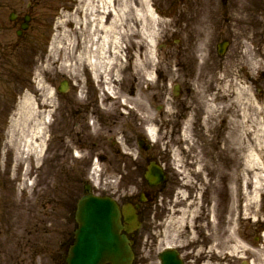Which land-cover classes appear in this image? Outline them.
I'll use <instances>...</instances> for the list:
<instances>
[{"label": "bare ground", "instance_id": "obj_1", "mask_svg": "<svg viewBox=\"0 0 264 264\" xmlns=\"http://www.w3.org/2000/svg\"><path fill=\"white\" fill-rule=\"evenodd\" d=\"M70 3H66L61 7L60 13H57L58 17L55 21L58 33L52 42L49 56L47 59V71L52 73L54 67L59 64L60 56L64 57V62L61 64V72L64 75L76 76L79 80V87L81 89L80 96L84 90L82 77H93L96 88L101 87L105 95L102 97L104 102L117 103V100L121 101L124 99L125 103H131L132 97L124 94L120 96L117 92L116 86H118L121 75L123 72L128 70L133 75L134 68L139 60V55L146 54L150 64V69L155 70L157 73L162 68V64L158 63L159 54H157L155 46L158 40V31L161 27L160 22L164 24L162 19L159 20V14L154 9V6L149 0H67ZM159 5H167V0H159ZM238 5L236 15L234 14L233 21L229 25V29L234 35L243 41L247 46L249 42H253L254 48L251 49L252 55H258V49L262 52V44L264 43V9L261 3L257 0L254 3H249L246 0H234ZM31 3H28L30 6ZM43 4V3H42ZM260 5V6H259ZM207 15L205 22L207 21ZM207 22V28L209 33L216 31L218 27V19H213ZM217 24V26H216ZM188 27H193L192 24H187ZM261 28L259 29V27ZM66 28H73L76 33L74 35L66 31ZM137 35L141 38L140 41H131L132 36ZM181 34V33H180ZM211 34V36H213ZM210 36V35H209ZM210 36V37H211ZM249 40V41H248ZM128 41V42H127ZM146 46V52L145 47ZM259 46V47H258ZM203 49V48H202ZM134 51V52H133ZM159 52V51H158ZM133 54V62L131 63L130 56ZM249 53V51H248ZM170 58L171 55L168 54ZM166 60V58L164 56ZM157 59V60H155ZM72 62V63H71ZM172 61L169 60L170 64ZM130 63V64H129ZM145 69V68H143ZM155 71H145L144 78L145 82L150 81V84H155ZM172 74V70L167 72ZM160 76H164V73H158ZM154 76V77H153ZM138 77V76H137ZM135 79V78H134ZM134 79H129L134 81ZM122 85V84H121ZM213 89L212 87H210ZM252 89V84H250ZM38 91H26L21 98V102L17 108L16 116L12 122L9 143L5 146L7 148L6 157L7 160H11L13 166L10 172L5 168L0 170V176L4 179V188L1 189L0 196L4 197L6 194H10L14 201L10 203L11 209L10 214H6L7 220L15 218L23 219V214L31 212L29 209L32 206L33 193L39 186H46L49 182L51 175L58 173V170L52 174L51 167L49 164L48 149L50 145L47 142V131L43 127L45 119L53 116V96L48 87H44L42 84H38ZM142 90L137 92L136 98L142 97ZM82 97V96H81ZM123 101V100H122ZM250 101V100H249ZM228 102V101H227ZM253 102V101H251ZM247 102H243V105ZM231 104L229 105V107ZM236 105L232 103V107ZM228 108V106H226ZM206 112L213 114L216 111V107L213 103L206 104ZM229 112L228 110H225ZM235 116V114H232ZM47 117V118H46ZM235 118V117H234ZM59 119V118H58ZM107 121L106 114H102L100 119L98 118L93 124H85L84 129L77 135L73 136V125L71 119L60 118L59 127L56 132L55 145L53 153H57L60 150L68 151L69 153L77 152L79 147L76 140L79 142L90 141L93 146L103 149L100 138L102 136H115L114 133L122 129L123 123L110 124L109 134L104 135L103 129ZM80 123L83 121L80 119ZM236 120L232 121V129L228 132L225 137L224 131L217 132L216 136H211L209 133H205L206 153L205 158L202 156L200 160V154L197 152L195 146L181 150L177 162L185 168V170L177 169L178 174L183 176L185 181L183 186L181 183L173 189L177 191L175 201L172 204V219L180 222L181 224L195 227L199 230V227L195 226V222L199 219L195 209L191 208L187 211V207L192 205L184 204L187 196L186 191L189 189L197 190L203 197H205V243H212L215 241L216 234L211 230L212 227L217 226L216 223L209 221L208 216L212 209L209 208L213 205V212L217 215V211L220 209V213H229L230 217H233V222L230 221L231 227L228 230V248L224 247L223 242L216 245H212L205 251V264H213L217 259L230 260L234 258V262H240V253L246 248L244 240H239L237 237V230L234 222L237 218L241 220L242 216L250 218L253 214L254 202L251 201L253 194H258L259 188L255 184L260 185L262 188L260 178H252L253 172L256 170L255 167L244 168L243 176L237 177L235 180L234 187L228 186V182L231 177L228 172L238 173L240 170L236 167L238 161V148L237 142L239 139V128L235 124ZM51 124V123H50ZM98 131L97 134L93 135V129ZM113 129V130H111ZM73 131V132H72ZM90 131V132H89ZM72 132V133H71ZM151 138L155 137V130L151 129ZM219 139H218V138ZM250 136H247V139ZM65 143H62V142ZM217 143L218 147L213 144ZM117 143L113 144L112 148L118 147ZM93 147V155H98L99 150ZM41 154V155H40ZM40 155V156H39ZM79 155V154H77ZM35 159L36 163L31 164V160ZM252 155L250 154V157ZM95 156L93 158H97ZM207 157V158H206ZM98 159V158H97ZM97 161V160H96ZM224 162V163H223ZM95 163V172H93L95 182L99 184L98 176V164L101 165L100 161ZM250 165L252 161L250 160ZM111 164L120 169L125 165V159L122 161L111 158ZM258 171L261 170L260 163H255ZM94 166V165H93ZM53 168V167H52ZM119 174H123V179L131 175H125L121 171ZM28 174H34L32 177V183L29 185H22L20 183L25 182ZM134 174H137L134 173ZM194 175L197 178L202 179V184L192 185L190 177ZM113 176V174H112ZM20 181V183L18 182ZM243 182V183H242ZM225 183L226 187L223 186ZM31 186V187H30ZM126 190L128 187L125 186ZM32 192V195H29ZM233 192L232 205L227 208L223 204L226 200L231 198L229 196ZM7 196V195H6ZM166 198H169L167 195ZM197 198H200L199 195ZM209 199L211 201H209ZM25 201V205L23 204ZM245 201V204L240 203ZM7 197V203H9ZM86 199L82 200L78 205V208L84 207ZM204 203H197V208L202 209ZM264 207L260 208L263 211ZM245 212V213H243ZM186 213V215H184ZM126 214V212H125ZM256 215V214H255ZM183 216L185 218L183 219ZM37 217H40L39 215ZM39 218L37 221H40ZM76 221L79 222V217H76ZM132 223V221H130ZM258 222V221H257ZM259 223V222H258ZM264 225V223L262 224ZM184 228V227H183ZM53 229L52 224L41 226L36 229L39 234L49 233ZM80 230V229H79ZM78 230V231H79ZM203 227L200 228V231ZM77 231V233H78ZM68 234H72V229L66 231ZM108 233L110 231L108 230ZM111 234V233H110ZM15 235H11V238ZM10 237H3L0 235V241H5ZM103 236L97 234L94 235L91 246L92 257L93 252L96 248L102 249L104 246ZM209 243V244H210ZM248 251V250H245ZM258 253V252H257ZM261 257L262 261L253 260V264H264V252ZM252 256V255H250ZM227 264V263H225ZM246 264V262H244Z\"/></svg>", "mask_w": 264, "mask_h": 264}, {"label": "rangeland", "instance_id": "obj_2", "mask_svg": "<svg viewBox=\"0 0 264 264\" xmlns=\"http://www.w3.org/2000/svg\"><path fill=\"white\" fill-rule=\"evenodd\" d=\"M14 3H16V1L18 0H11ZM231 1V0H230ZM249 3H254L255 0H246ZM64 3H66L67 5L70 3L67 0H42L41 5L43 7H45L44 12L46 15H50V17H56L57 13H60L61 10V5ZM191 8H192V16L191 18L193 19V21L191 23H193V27L196 30V34H197V40L196 43L198 44V36L202 35V40L204 41L203 43H205V7H206V0H191ZM232 2H234V0H232ZM258 3H261L264 9V0H257ZM43 3V4H42ZM208 6H209V15L210 18L213 19H220L223 20L224 16L222 14V12L220 11V6L218 4V0H209L208 1ZM260 6V5H259ZM9 11L8 7L2 8L1 12L3 13H7ZM44 12H40L41 14H44ZM234 14L228 15L229 16V20L232 21ZM45 15V16H46ZM58 16V14H57ZM60 17V16H59ZM226 21V20H225ZM261 28V26L259 27V29ZM66 31L69 32L70 34L74 35L75 31H73V28H66ZM222 31H218L217 33H215L216 35H219ZM196 38V37H195ZM234 38V37H233ZM259 47V46H258ZM242 47L241 44L239 42V40H236L234 38V42H233V46L231 47V51L229 56L230 57H237L238 60H236L237 62H240L243 60L242 63H240L243 67H245V73L248 75V77H255L258 79V88L255 89V87L252 85V89L249 87L248 84H244L240 90L239 95L236 96V107H237V116H236V121H237V126L239 128V139L238 141H240V146H241V150L242 148H245L249 153H252V158L247 157L246 155H244V152L241 153V151H239L241 153V161L238 162L239 168H240V173L243 175L244 172V167H251V168H256L255 163H260L261 165V170L258 171V169L256 168V171L253 172L254 173V178L256 179V177L260 178V182H261V187H259L260 185H257L259 188V193L258 194H253L252 195V199L251 201L254 202L255 206H254V210H253V214L250 218L246 217L245 215L241 217V220L237 219L235 220L234 224L235 228L239 229V234H240V240H244L242 242L246 243V248L245 250L248 251H243L242 253H240V256L242 258H240V262H234L235 259L231 258L230 260H224L223 259H217V261L220 264H244L243 262H248V261H253V260H257V261H262L261 257H263L259 252H264V237L262 236V234H264V226L262 225L264 223V210L260 211V208L264 207V43L262 44V52L260 50V47L258 49V55L256 56V59L251 57L249 55V53L247 54L245 51H242ZM242 51V52H240ZM247 52H248V48H247ZM61 63L64 62V57L60 56L59 57ZM214 61V60H211ZM72 63V62H71ZM42 72H45V64H41L38 68V73L35 75V81L32 79L30 82L28 80V78L25 76V80H27L28 83H34V87L36 88V84L38 81H43L42 79ZM55 73L52 74H56V78L53 77V82H58L63 75H61L60 72L56 71V68L54 67V71ZM49 75V74H48ZM223 73L220 72L218 73V77L222 76ZM225 75V74H224ZM51 76V75H49ZM66 78H70L67 75H64ZM77 75H74V77L72 76L73 79L76 78ZM225 77H227V75H225ZM231 78H233V76H231ZM246 78L245 74L242 75V80H244ZM24 79V77H23ZM56 79V80H55ZM71 79V78H70ZM72 79V80H73ZM14 81V78L11 80V82ZM24 83H27L26 81H22ZM41 84V82H39ZM8 89L6 90L5 88H3V92H13V87L11 86V84L7 83ZM10 86V87H9ZM195 89L191 90L190 93L188 94L187 98L190 101L189 108L190 109H194L193 112H191L190 114L187 115L188 118L184 117L185 120V127H183L179 121L176 123V125L172 128L168 127V128H159L156 131V143H155V152L156 154L158 153V156L160 155L162 162L166 165L168 171L174 175V177H178L179 180H177V182L183 181V176H180L178 174L177 168L181 167L180 163L177 166V159H178V155L180 153L181 150L187 149L190 145H192V143L195 145V147L197 148V152L200 154V160H202V152H203V157L205 158V133L208 134L209 130L211 131L209 134L211 136H216L217 132H221L223 130V128L220 125H216L215 128H213V125L211 123H209V125H211L212 127H208L205 129V99H208L209 96L212 94L211 92L205 94V80L194 85ZM34 90V89H33ZM37 91L39 93H41L39 89H37ZM226 92V90H225ZM231 93L233 92L232 90L230 91ZM228 96V95H227ZM250 100V101H249ZM213 102V100H211ZM253 101V102H251ZM243 102H247V104L243 105ZM232 103V102H231ZM230 104L228 103L227 106H229ZM218 110L222 109V106L220 104H217ZM218 111H216L217 113ZM154 113V112H153ZM147 116L145 117L146 119H149L151 116V113L149 110L146 111ZM223 114V112H222ZM204 115V119H203V123H200L202 120V116ZM210 117H213V115L211 114ZM196 122V123H195ZM228 124V128L232 127V122L231 123H227ZM225 127V129H228ZM228 132V130H227ZM224 135L225 137L227 136L226 131H224ZM250 136V139H247V136ZM218 138V137H217ZM219 139V138H218ZM187 147V148H186ZM255 153V154H254ZM41 155V154H40ZM39 155V156H40ZM39 158L38 156H36V159ZM207 158V157H206ZM244 160H245V166H244ZM250 160L252 161V165H250ZM36 163V160H35ZM102 167H106L105 170L108 171L109 166L108 165H103ZM74 169H77V165H74ZM54 169L51 167V172L52 174L54 173ZM79 176L82 178V172L79 171L78 172ZM107 173L103 174V177L105 175H107ZM32 174H28L27 178H25V182L24 183H20V181H18L20 184L22 185H29L30 184V177ZM34 175V174H33ZM86 175V169L84 170V176ZM76 176L77 173H76ZM115 176H111V178H114ZM108 178V177H107ZM81 181V180H80ZM132 181V176H131V180ZM126 182L128 183V181L126 180ZM231 184V188H233V184H235V180L230 181ZM70 183H71V187L68 189H65V194L62 198L63 201L60 202V206L56 207L53 211H49L45 209V203H40L36 201V197L38 196H34L36 193H39L40 198L42 196H47L50 197L53 193H54V189L48 187L50 190L47 189H42L44 186H39L37 188V190H40L39 192H35V194L33 195L32 198V206L31 209L34 211V213L38 214L40 217H37V219L41 218V220H49L47 221L48 223H55L56 225H58L59 223L62 222H67L64 223V226H62V228L64 227V229L69 230L71 228V224L74 223L73 217H74V211L73 208H75V205L77 204V198L81 193V191L83 190V185L80 186L77 183V179L76 178H71L70 179ZM74 183V184H72ZM120 183V179L118 177L115 178V180L110 179H105L102 178V180H100L99 185L98 183H96V190L101 193L102 195L108 194V195H120V194H124L125 190H123L122 184ZM243 183V182H242ZM31 187V186H30ZM71 190V191H70ZM233 193V192H232ZM31 195V194H29ZM9 203H7V199L3 198L2 199V205L3 208L5 210V215L9 214V209H11V207L9 206L10 203L13 200L12 197H9ZM34 200V201H33ZM243 203L245 204V201H243ZM25 205V204H24ZM225 207H228V203L227 200L226 202L223 204ZM1 207V205H0ZM171 208V207H170ZM187 213V212H186ZM186 213L184 215H186ZM245 213V212H243ZM256 214V215H255ZM23 216H25L23 214ZM185 218V216H183V219ZM27 219V218H26ZM65 219V221H64ZM233 217H230V214L227 213H220V209L217 211V215L214 214V212H212L211 215V221L216 223L217 226L212 227L211 233L212 231L216 234L215 236V241L210 243L209 241V245L208 247L212 246V245H216L218 243L223 242L224 247L228 248V230L231 227V224L229 223L230 221L233 222ZM21 221H25V217L23 219H19ZM63 220V221H62ZM257 220L259 223H257ZM183 220H180V222H177L175 220H173L171 218L170 222L168 223V241L169 242H173V244L175 245H179V246H183L186 245L190 242V238H189V233L187 230H185L184 232V222L183 224H181ZM16 224V223H14ZM155 226H157V223L155 222V217L152 215L145 224V227L143 228V230L141 231V238H144V240L141 242L142 245L140 247V243L138 245L137 248V258L135 261V264H160V261L158 259L157 254H155V249H156V245H155V240H156V235L155 233H157V230L155 229ZM58 229V228H57ZM54 229V234H53V238H50L49 240V244H54L56 242H58L56 239V230ZM36 231V229H34V232ZM59 232H61V230H58ZM18 233H21L20 230H18ZM58 233V232H57ZM64 233V232H63ZM66 234V233H64ZM34 235V234H33ZM37 237H39V235H35L34 237H30L28 236L29 239H31L33 242H40L42 245H45L47 243V240L45 239H38ZM47 239V238H46ZM170 239V240H169ZM59 241H61L63 243V245H65L66 252L62 251L64 253V255H67V250L69 249V236L68 238L65 239H61V236H59ZM48 244V246H49ZM29 245V244H28ZM58 246V245H57ZM53 248L54 246H50L49 248ZM207 247V250H208ZM209 247V248H210ZM48 249V247L46 248V245L43 246V252H45ZM205 250V251H207ZM258 252V253H257ZM252 255V256H250ZM42 256V255H41ZM35 257V260H31V263L29 262H25V261H19L17 259H19V255H14L15 258H9L11 260H1L0 264H16L17 261H19L21 264H42L40 257ZM249 258V260L247 259ZM44 263H52L51 262V256L47 255L44 258ZM213 264H215V262H213Z\"/></svg>", "mask_w": 264, "mask_h": 264}, {"label": "water", "instance_id": "obj_3", "mask_svg": "<svg viewBox=\"0 0 264 264\" xmlns=\"http://www.w3.org/2000/svg\"><path fill=\"white\" fill-rule=\"evenodd\" d=\"M78 217L82 230L77 247L72 253L71 264H104L105 262L130 264L131 254L128 242L125 238L119 237L118 233L120 213L112 201L86 199ZM108 230L115 236L116 242L113 239L107 240L109 251L96 248L91 257L90 245L93 243L94 235L99 234V236L104 237ZM110 233L109 235H111ZM163 264L180 263L175 254H165Z\"/></svg>", "mask_w": 264, "mask_h": 264}, {"label": "flooded vegetation", "instance_id": "obj_4", "mask_svg": "<svg viewBox=\"0 0 264 264\" xmlns=\"http://www.w3.org/2000/svg\"><path fill=\"white\" fill-rule=\"evenodd\" d=\"M37 4L38 1L35 0L34 5L37 6ZM3 5L4 3L0 2V10ZM28 8H33V5L30 4ZM29 9H27L25 13L19 12L18 14H16L14 19H12L11 21H9V19L7 21L4 16L0 13V97H4L5 95L2 90V87L8 89V86H6L7 83L11 84V80L13 78H19V75H17L16 70L14 71L15 64H13H19V52L24 48L29 50H32L33 48L32 36L30 35V33H32L33 31V27L35 25H39V23L35 21V18H33V12L28 11ZM21 11H23V9ZM26 15L30 16L29 29L25 32H22L20 38L18 37L17 40L7 38V35L10 32H18L21 29L22 24L24 23V17ZM36 41L39 42L40 38L36 37ZM1 105L2 104L0 101V107ZM64 108L66 119H71L72 122H74V116H78L82 111V108L74 102H70V105L65 104ZM70 112L72 115H70ZM7 113L8 110H4V114ZM139 212L141 214V210H139Z\"/></svg>", "mask_w": 264, "mask_h": 264}]
</instances>
